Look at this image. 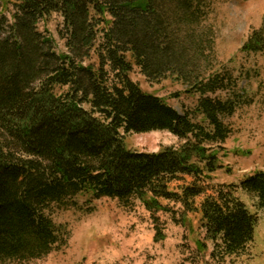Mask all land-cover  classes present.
Masks as SVG:
<instances>
[{
	"label": "trees",
	"instance_id": "16d2710c",
	"mask_svg": "<svg viewBox=\"0 0 264 264\" xmlns=\"http://www.w3.org/2000/svg\"><path fill=\"white\" fill-rule=\"evenodd\" d=\"M207 2L14 0L11 22L0 15L1 264L65 247L69 233L53 214L77 207L78 197L86 205L139 201L150 213L154 242L165 239L158 212L183 227L198 214L211 259L224 264L246 254L257 211H264V171L235 184L215 181L217 150L244 99L228 72L197 75L206 41L195 28ZM52 14L62 20V53L38 29ZM241 52L264 54V18ZM134 66L150 82L175 75L199 95L195 107L180 113L143 91L130 78ZM155 131L179 144L153 153L124 146L126 134Z\"/></svg>",
	"mask_w": 264,
	"mask_h": 264
},
{
	"label": "rangeland",
	"instance_id": "374dc122",
	"mask_svg": "<svg viewBox=\"0 0 264 264\" xmlns=\"http://www.w3.org/2000/svg\"><path fill=\"white\" fill-rule=\"evenodd\" d=\"M13 1L0 0V15L10 22ZM207 3V10L201 9L200 24L195 28L197 33L204 34L206 41L196 62L197 75L228 72L237 79V90L244 99V104L228 120L232 133L217 150L221 168L214 174L217 183L235 184L246 175L264 171V54L241 52L250 32L261 25L264 0ZM61 21L60 16L52 14L38 24V29L54 40L60 53L65 52L64 42L58 36ZM129 75L143 91L162 98L180 113L196 105L199 95L175 75L150 82L135 66ZM123 141L126 148L147 153L179 144L177 138L163 131L129 133L123 136ZM238 195L250 211H256L247 195L240 191ZM77 199V207L53 214V221L69 233L66 246L23 264H220L210 257L212 242L204 239L198 214H191L183 227L174 224L169 214L158 212V226H162L165 239L154 242L150 213L139 201L123 206L115 199L101 198L86 205L85 197ZM257 213L258 224L246 254L226 259L224 264H264V211Z\"/></svg>",
	"mask_w": 264,
	"mask_h": 264
}]
</instances>
